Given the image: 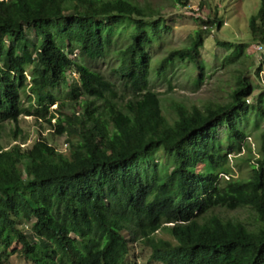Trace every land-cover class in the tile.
I'll use <instances>...</instances> for the list:
<instances>
[{"label":"trees","instance_id":"1","mask_svg":"<svg viewBox=\"0 0 264 264\" xmlns=\"http://www.w3.org/2000/svg\"><path fill=\"white\" fill-rule=\"evenodd\" d=\"M136 3L0 0V264H11L14 254L34 264H127L133 241L149 246L150 259L163 264H264V129L252 177L220 178L228 173L223 161L245 138L238 121L251 106V83L240 74L229 101L177 104L176 117L169 119L148 78L147 45L161 18L150 23V31L147 20L155 13ZM124 18L132 20L134 32L113 71L130 97L114 103L109 98L117 95L115 83L70 54L79 49L81 56H102ZM197 19L201 25L191 41L162 58L161 72L177 59L203 70L204 37L222 20L217 7ZM249 25L252 42L262 50L264 0ZM28 29L36 31L39 42L31 40ZM68 68L77 80L69 81ZM63 86H71L68 104L52 92ZM52 104L54 110L43 116L55 134L68 135L69 154L42 136L30 146L4 149L6 121L14 123L16 139L20 116L42 115ZM255 108L264 118V95ZM159 151L166 156L165 167ZM218 206L248 208L256 221L251 228L225 218ZM19 221L32 224L23 230Z\"/></svg>","mask_w":264,"mask_h":264},{"label":"rangeland","instance_id":"2","mask_svg":"<svg viewBox=\"0 0 264 264\" xmlns=\"http://www.w3.org/2000/svg\"><path fill=\"white\" fill-rule=\"evenodd\" d=\"M141 8L153 11L155 16L148 17L147 25L154 19L160 20V30L158 34L152 33V38L147 45L150 55L149 66V88L158 93L166 116L171 119L176 117L174 106L183 104L188 108L193 105L204 107L208 102L225 103L231 99L230 93L237 85V79L243 74L251 83L252 93L248 97L250 107L238 121L239 128L245 132V138L240 141L239 149L228 153L223 161L228 173L220 174L221 180L229 177L248 179L252 177L255 159L260 156V132L264 129V118L259 114L257 108L260 95H264V48L257 47L251 40L250 17L255 14L260 7V0H189V6H181L175 0H133ZM218 8V15L222 20V25L211 26V31L204 37V45L201 48L203 70H199L190 60L177 59L165 65L161 72L159 68L162 58L171 49L188 44L194 36V32L201 25L198 18H207L211 10ZM151 31V29H150ZM134 32L133 22L129 18H124L115 31L110 35L106 43L105 53L96 58L81 56L79 49H76L70 56L77 62L86 64L92 69L101 71L106 78L116 85L117 95L110 97L114 103H120L130 97L129 92L122 85L120 77L113 71L120 62L119 50L131 41ZM31 40L36 42L38 37L36 31L28 29ZM56 34V33H55ZM59 42L58 35L55 37ZM219 41L236 45H244L238 50L233 45H221ZM31 50H35V45L25 42ZM65 50L69 46L62 44ZM18 54V52H17ZM12 56V53H9ZM26 76L33 75L34 64L26 67ZM70 73L69 81L77 80L78 74H72V68H68ZM202 73V75H200ZM32 78V77H31ZM70 87H62L52 90L59 102H70ZM25 105L28 100L23 98ZM84 97L80 99V103ZM98 102H101L98 100ZM56 104H52L42 115H23L18 120L19 129L16 139L12 133L15 129L14 123L6 121L2 127L1 143L7 149L19 142L24 146H30L41 136L53 145L60 153L69 154L70 145L68 135L55 134L54 127L46 122L43 116L51 113ZM54 122V119H53ZM222 131H225L223 128ZM222 142L225 149H229L228 139L222 133ZM159 162L163 167L168 165L166 156L161 151L157 152ZM163 170V168H162ZM216 211L225 218L239 219L244 221L249 227L256 221V215L248 208L239 207L229 209L218 206ZM252 221V222H251ZM251 222V223H250ZM31 222H18V226L23 230L30 228ZM160 234V233H159ZM128 236L127 233H125ZM15 240L12 241V245ZM132 246V256L127 264L135 260L139 264H163L150 259L151 248L141 241L130 242ZM10 250V247H7ZM11 264H34L25 258L14 254L10 257Z\"/></svg>","mask_w":264,"mask_h":264},{"label":"clouds","instance_id":"3","mask_svg":"<svg viewBox=\"0 0 264 264\" xmlns=\"http://www.w3.org/2000/svg\"><path fill=\"white\" fill-rule=\"evenodd\" d=\"M72 71H73V70H72ZM25 73H26V72H25ZM68 73H69V72H68ZM74 73H75V71L72 72V74H74ZM69 75H70V73H69ZM70 77H71V76H70ZM70 77H69V79H70ZM29 78L31 79V76H29ZM19 143H20V142H19ZM21 145H22V144H21ZM22 146H23V145H22ZM4 149H7V147L4 146ZM9 149H10V148H9Z\"/></svg>","mask_w":264,"mask_h":264},{"label":"built area","instance_id":"4","mask_svg":"<svg viewBox=\"0 0 264 264\" xmlns=\"http://www.w3.org/2000/svg\"><path fill=\"white\" fill-rule=\"evenodd\" d=\"M258 48L260 47L259 45H256Z\"/></svg>","mask_w":264,"mask_h":264}]
</instances>
